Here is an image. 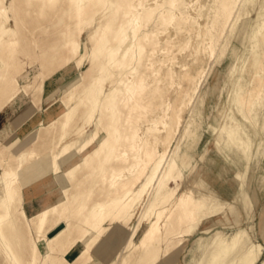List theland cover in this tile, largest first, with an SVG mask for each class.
I'll list each match as a JSON object with an SVG mask.
<instances>
[{
  "label": "rangeland",
  "instance_id": "374dc122",
  "mask_svg": "<svg viewBox=\"0 0 264 264\" xmlns=\"http://www.w3.org/2000/svg\"><path fill=\"white\" fill-rule=\"evenodd\" d=\"M106 1L92 36L82 24L102 0H0V111L18 126L0 130L5 243L20 264H85L98 244L94 264H202L216 231L228 240L242 228L262 263L264 0ZM100 76L95 101L87 89ZM87 131L94 145L68 173L59 149ZM37 184L44 192L24 204ZM0 243V264H15Z\"/></svg>",
  "mask_w": 264,
  "mask_h": 264
},
{
  "label": "crops",
  "instance_id": "0c3cea01",
  "mask_svg": "<svg viewBox=\"0 0 264 264\" xmlns=\"http://www.w3.org/2000/svg\"><path fill=\"white\" fill-rule=\"evenodd\" d=\"M5 126L6 127L7 126L8 127L11 126V128H13V129H16L18 127V126H15V124L10 119H7L6 120V118L3 116L2 112L0 111V130L3 127H5ZM231 137H232L231 138V140H232L231 143L233 144V146H235L234 145V142L236 141V139L234 137V134ZM217 140H218L217 142H219V140H220L219 135L217 136ZM238 140H239L238 141V143H239L238 147H240V142L242 144H244L245 146L247 144H245L244 142H247V143L250 142L249 137L247 135L242 136V137H239ZM246 149H247V152H249L248 151L249 148H243V151L246 152ZM41 185L42 184H37V185H33L32 187L29 186L26 189L24 188V197H25L24 204L25 203L26 204H28V203L33 204V202H35L34 200H36V198H38V196L41 193L44 192V190H40L41 189ZM240 188H242L241 185H240ZM53 191H54V189L49 192L50 193L49 195L52 196V197L56 196L57 198H59L60 197L59 192H55V194H54ZM206 191L208 192V194H206V195H208V196H215L218 200L222 201L220 199L221 197L219 196V194L216 192V190L213 187L210 186L208 188V190H206ZM236 195L238 196L239 199H241L243 202H245L246 195H245V193L243 191L237 192ZM28 196H30V197H28ZM57 198L55 200L51 201V202L46 203L44 206H42L41 208H38L37 210H35L32 213H29L28 212L31 209L30 206L25 207L23 205V209H24V211H25V213H26L27 216H33L34 214H36L40 210H42V209H44L46 207H49L52 204L56 203L59 200ZM222 202H231V201H222ZM34 205L35 204H33L32 207H34ZM209 229H210V227L209 228H206L204 230H201V232L208 231ZM196 233H198V232H196ZM234 235H238V239H239V243L236 246H232L230 244L232 242V240H233ZM217 237H221L222 238V239L221 238L220 239L223 241V244H221V245L215 244V240H216ZM98 245H96V246H94L92 248V250L90 252V256L91 257H90V259L85 264H94V261H93V252H95L96 250H98ZM76 247H78V249H77L75 255L71 259H69L67 257V255L70 252H72L73 249L76 248ZM81 249H82V243H78L77 245H75L73 248H71L66 253V255H65L66 260L73 263L77 259V257L79 256V254L81 252ZM258 257H259V251L257 249L255 251H253V248L250 245L249 238L246 235L244 229H242V228L236 229V231L233 233V235L231 236V238L228 239V240H226L225 237H223L222 233L218 230L212 236V239L210 241V244L208 245V248L206 250L205 257H204V259L202 261L203 262L202 264H254ZM111 260L112 259H110L107 263H103V264H109L111 262ZM260 264H264V261L262 263H260Z\"/></svg>",
  "mask_w": 264,
  "mask_h": 264
},
{
  "label": "bare ground",
  "instance_id": "6f19581e",
  "mask_svg": "<svg viewBox=\"0 0 264 264\" xmlns=\"http://www.w3.org/2000/svg\"><path fill=\"white\" fill-rule=\"evenodd\" d=\"M102 2L104 3V9H103V11L101 13L97 14L96 17L93 18L92 21H90V22H84L82 24V27L86 30V32L88 34L92 35V36L94 35V33H95L96 29H97L98 20L103 15H105L109 11V9H110V3L108 1L102 0ZM131 23L132 22H129V26H133L134 27V25L136 24V23L135 24L132 23L133 24L132 25ZM121 33H122V31L119 32V35ZM133 37H134V33L132 34V38ZM128 40H130V39H128ZM104 42H105L104 37H102V38L99 39V41L97 43V46H96V49L90 55L89 59H92L93 57H96V56L99 55V53L101 52V50L103 48ZM121 48H123L122 56H125V54L128 51L129 44L127 43V39H125L124 37L123 38H119L117 51L120 50ZM111 58H112V53L110 52L105 57V59H104V61L102 63V66L100 68L101 70H105V68L107 67V65L110 63ZM101 80H103V78H101V76H100V78L97 77V79H95V80L92 81L93 84L91 83L92 85L87 89V93H89L91 95V97H93V99H95V101L97 100L98 95H99V93L101 91V87L99 86V83H100ZM91 100H92V98H91ZM254 103H256V102L254 101ZM72 109H73V104L70 103L68 105L67 109H66L67 117H69ZM94 109H95V107H94ZM93 113H91V114H93ZM91 114H90V116H91ZM244 143L246 144V142H244ZM75 144L77 145V147L71 153L70 152H67V149H65V148H60L59 149V154H62L63 155V159L62 160L64 161L65 165L67 164L66 165V170H67L68 173H72V171L74 170V168L77 165V162L79 160H83V161L86 160V155H87L88 148L89 147H92L94 145V138L92 136V133L90 131H87L80 139H78V141H76L75 143H73L72 146L75 145ZM74 158H75V160L72 161V159H74ZM173 158H174V156L172 157V160H173ZM58 159H60V158H58ZM172 160L170 161L169 166L172 165V163H173ZM54 162L55 163H57V162L59 163L58 160L57 161H54ZM167 172H168V168L165 170V172L163 173L162 177L160 178V180H159L160 183L163 181V179H164V177H165V175H166ZM55 175L56 174L53 175V178L54 179H55ZM49 183H50V180H49ZM11 199H12L11 192L9 190H6L3 193L2 197H1V200H0V207L2 208V211H1L2 213L0 214V239L3 242V244L5 245V250H6V253L8 255L7 257H9L15 264H20L19 263V260L15 256L14 252L8 246L9 243H8V245L5 243V235H4V233L2 232V229H1L2 222L4 220H6L7 217H8L9 205H10ZM227 205L228 206H231L234 209V206H233L232 202H227ZM45 212H46V210L43 211V215H45ZM152 220L153 221H152V223L150 225L151 233H150V236L148 237L149 239L151 238V235L154 233V230H158L159 229V228H157V223L160 220V214L157 211V209L154 211V216H153V219ZM220 238L221 237H217L216 238L215 244H217V245L223 244V241L221 240L222 238L221 239ZM238 243H239L238 235H234L233 240H232V242L230 244L232 246H236ZM0 244H2V243H0Z\"/></svg>",
  "mask_w": 264,
  "mask_h": 264
},
{
  "label": "water",
  "instance_id": "95a60500",
  "mask_svg": "<svg viewBox=\"0 0 264 264\" xmlns=\"http://www.w3.org/2000/svg\"><path fill=\"white\" fill-rule=\"evenodd\" d=\"M61 226H62V224L57 225L54 229H52V230L49 232V235H52V234H53L55 231H57Z\"/></svg>",
  "mask_w": 264,
  "mask_h": 264
}]
</instances>
